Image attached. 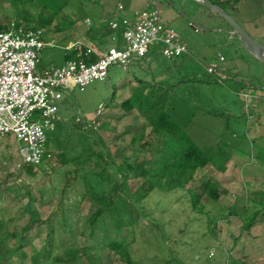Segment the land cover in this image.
Wrapping results in <instances>:
<instances>
[{"label": "rangeland", "instance_id": "1", "mask_svg": "<svg viewBox=\"0 0 264 264\" xmlns=\"http://www.w3.org/2000/svg\"><path fill=\"white\" fill-rule=\"evenodd\" d=\"M96 1L99 0H0V23L15 22L16 15L51 17V24L42 30L44 40H53L56 47L42 50L41 64H60L64 60L63 38L68 34L70 22L76 21L83 30L87 26L85 17L92 24L98 23L100 6ZM205 12L212 15L207 8ZM194 20L192 11L187 10L168 26L189 50L192 49L188 55L171 62L155 51L145 60L141 70L111 66L106 80L94 81L83 90L76 88L71 95H66L60 107L59 121L48 142L50 157L36 167L33 174L23 171L17 143L0 138V219L2 208H6L5 216L8 217L10 212L15 213L22 206L30 218L45 219L62 200L57 215L52 218L55 229L52 253L59 254L61 250L81 243V234L86 231L87 220L97 205L81 197L84 186L79 179L62 192L65 172L77 170L84 164L83 171L77 174L79 178L86 168L94 167V155L85 151L87 145L105 160L109 154V161L114 166H107L106 172L112 176V183L119 180L115 166L125 159L131 162L144 159L135 155L133 149L147 140L150 129L136 113L122 107L137 86L135 82L128 87V81L136 77L168 83L183 79L188 73L203 74L204 67L215 60L217 54L227 58L232 56L228 46L232 41L225 31L208 28L213 27V22L206 26L198 19L195 21L197 30H193L189 23ZM182 94L183 90L179 91V96L171 100L169 107L174 109L173 118L200 148L213 146L224 126L223 118L207 116L205 111L239 115L237 98L221 84L210 82L194 88L186 97ZM253 116L250 117L254 119ZM76 118L81 120V132L76 128ZM85 124H92V127ZM90 128L92 133L87 131ZM223 141H233L241 156L244 153L250 157L256 151V144L249 142L240 124L230 123ZM261 148L264 161V145ZM227 150L233 151L232 148ZM60 154H64L67 164L62 163ZM90 154L92 159L86 161ZM238 167H234L228 176L209 166L198 169L186 186L192 195L180 190L170 193L153 190L139 203L131 197L128 201L138 213L133 226L123 227L118 235L106 219L93 242L94 251L101 256L103 264H124L107 246L109 240L122 238L129 242L132 264H164L165 260H171V264H228L232 261L233 264H264V211L257 215L249 230H245L249 215L255 210L249 201L256 204L257 192L264 193V171L252 175ZM209 176L216 180L219 200L215 202L201 194L193 208L191 199L199 193L202 178ZM142 183V177H133L130 172L129 193L133 194ZM46 233L45 225H34L26 234L29 245L23 250L25 257L19 253L14 264H30L31 257L43 246Z\"/></svg>", "mask_w": 264, "mask_h": 264}, {"label": "trees", "instance_id": "2", "mask_svg": "<svg viewBox=\"0 0 264 264\" xmlns=\"http://www.w3.org/2000/svg\"><path fill=\"white\" fill-rule=\"evenodd\" d=\"M208 1L229 16L235 12L239 2V0ZM190 2L194 6L206 10L202 4L193 0H190ZM212 15L220 18L216 14L212 13ZM19 21L28 27L44 29L51 24L52 18L16 15L15 22ZM73 23L70 22V27ZM8 24L9 22H1L0 32L4 31ZM228 27L231 30L229 25ZM155 49L157 50V48ZM78 59H82L86 63H93L97 60V57L88 54L85 48L80 51L75 49L64 51V62ZM210 82L218 84L217 78L208 75L206 72L200 75L188 73L183 79L171 80L168 83L137 79V86L130 97L122 103V107L126 111L136 113L144 121L145 127L150 129L147 140L140 142L133 149L135 155L142 156L144 159L139 162H131V160L125 159L121 164L115 166V172L116 175H119V180L112 183V176L106 172L107 166H114L109 161V154H107L108 160H105L100 153L94 152L87 145L85 151H90L94 156H92V159L90 154L86 161L92 159L95 162L94 169L89 168L87 170L86 168V171L79 178L77 174L83 171L84 164L77 170L65 172V181L61 189L62 192L65 191L71 186L72 182L79 179L84 186V193L81 197L87 198L97 205L95 212L87 220L86 231L81 234V243L65 248L59 254L52 253L53 235L55 234L52 218L57 215L62 200L58 203L57 209L45 219L30 218L25 206L18 208L15 213L10 212L11 216L7 217L5 216L6 208L4 207L0 219V264H14V258L19 253H21L22 258L25 257L23 250L29 245L26 234L34 225H45L47 233L43 246L31 257L30 264H103L101 256L94 251L92 246L99 233V227L107 219L111 229L118 235L123 227L131 228L138 218V213L128 201L131 197L139 203L145 200L153 190L163 193L180 190L187 195H192L193 192L186 189V186L198 169L209 166L218 173H224L231 156V152L227 148L231 147L223 141V135L230 127L232 119H234L232 115L205 111L207 116L223 118L224 126L219 140L213 146L200 148L192 142L183 127L173 118L174 113L172 111L174 109L169 107L171 100L179 96V91L183 90L182 96L186 97L188 94L193 93L194 88ZM222 83L235 93L245 87L243 82L232 77L223 79ZM238 118H242L241 113H239ZM80 124H76L79 132L83 130ZM92 124H89V126L92 127ZM90 129L87 131L92 133V128ZM52 133L48 137V142L52 138ZM63 155L60 154L58 157L61 158L63 164H67L68 160H65ZM147 155L149 158H146ZM45 160L46 158H44ZM35 168L32 165H23L22 167L23 171L29 174H33ZM130 172H132L133 177L143 178L142 185L133 194L129 193L127 184ZM215 185L216 180L210 176L203 177L200 182L199 193L196 196L193 195V199H191L192 207L195 208L196 201L201 194L217 202L220 195ZM257 195L258 201L256 204L252 200L249 201L253 204L254 207H252L255 210L249 215L245 226L246 231L249 230L257 215L264 211V193L257 192ZM25 219L28 221L26 222ZM107 246L115 251L114 253L124 264H132L128 251L129 242L124 241L122 238L119 241L109 240ZM164 264H171V260H165ZM228 264H233V261Z\"/></svg>", "mask_w": 264, "mask_h": 264}, {"label": "built area", "instance_id": "3", "mask_svg": "<svg viewBox=\"0 0 264 264\" xmlns=\"http://www.w3.org/2000/svg\"><path fill=\"white\" fill-rule=\"evenodd\" d=\"M109 25L112 30L121 27L123 47L95 55L97 60L93 63L69 60L63 66L43 70L38 69L42 50L56 45L44 40L42 29L13 21L0 32V138L17 143L23 165L39 167L44 158L50 157L48 137L55 130L58 103L64 93L106 80L111 66L126 70L134 59L144 58L152 48L169 61L188 54L186 44L166 26L157 10L143 12L121 25L116 21ZM189 26L193 28L191 23ZM71 47L68 49H82L80 44ZM86 51L94 55L92 50ZM222 61L219 57L218 62L209 64L206 73L216 76ZM241 96L248 115L247 103L252 95ZM75 121L81 123L80 118Z\"/></svg>", "mask_w": 264, "mask_h": 264}, {"label": "crops", "instance_id": "4", "mask_svg": "<svg viewBox=\"0 0 264 264\" xmlns=\"http://www.w3.org/2000/svg\"><path fill=\"white\" fill-rule=\"evenodd\" d=\"M96 3L100 6V12H98L96 18L98 19V23L92 24L89 19L85 17L84 21L87 26L83 30L75 21L70 27L71 29L69 28L66 30L68 34L63 38V43H65L63 47L64 51L70 50L68 48H73L71 46L74 44H80L82 48L92 50L94 55L97 56L109 48H121L124 46L121 27L117 30H112L109 23L116 21L121 25L124 20H134L141 13L150 10H157L167 27L170 21L182 16L184 11L191 10L195 20L193 23L190 22L193 28L189 27L193 30H197L195 21L198 19L202 22V25L206 26L211 25L210 22H213V27H207L213 28L214 30L221 29L228 34L229 41H232L231 44H228L232 56L227 58L222 54H217L216 59L211 63L218 62L219 57L223 58V61L219 63L218 72L215 77L218 80V84L223 85L237 98L239 113L242 115V118H238V115L230 112L229 114L234 118L231 123L240 124L244 128L249 142H254L256 144V151H254L250 157H247L244 153L241 156V154L236 151L237 148L233 141H227L226 144H229L233 151L226 164V170L222 174L228 176L230 172L235 170L234 167L238 166L239 169L245 170L247 174H263L264 161L261 158V154L263 153L261 146L264 145V63L244 48L241 42L232 34L226 22L216 16L207 14L202 7L194 6L190 0H99L98 2L96 1ZM231 17L264 49V0H239L237 8ZM223 23H225V26H223ZM199 28L202 29L201 27ZM233 41L236 42L234 43ZM47 42H53V40ZM186 46L188 48V45ZM155 51L158 52V50L152 48L144 58L134 59L127 69L141 70L145 60L155 53ZM190 51L192 52V49L189 50L188 48V54ZM41 58L38 63L40 70L60 67L66 63L63 60L60 64L42 65ZM171 62H175V60ZM211 63H208V65ZM230 77L243 82L245 87L237 93L231 91V89L222 83L223 79H228ZM136 80V77H134L133 80H129L127 86L132 87V84H134ZM130 81L132 82L131 84L129 83ZM122 88L123 86L120 89ZM73 92L64 93L62 99L59 101L56 122L59 121V111L63 104L64 97L66 95H71ZM243 93H251L252 95L251 100L247 104H249V114L252 116L254 115V119L250 117L251 115H247L244 110L245 102L242 100L241 96ZM131 94H129L128 97H130ZM233 137L235 136L233 135ZM12 142L15 143L14 141Z\"/></svg>", "mask_w": 264, "mask_h": 264}, {"label": "water", "instance_id": "5", "mask_svg": "<svg viewBox=\"0 0 264 264\" xmlns=\"http://www.w3.org/2000/svg\"><path fill=\"white\" fill-rule=\"evenodd\" d=\"M205 6L210 12L216 14L223 19L231 28L232 34L241 42L244 48L255 56L258 60L264 63V49L252 39L235 21L234 19L220 10L215 5L211 4L208 0H194Z\"/></svg>", "mask_w": 264, "mask_h": 264}]
</instances>
